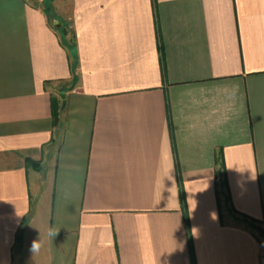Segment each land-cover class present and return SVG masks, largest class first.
I'll list each match as a JSON object with an SVG mask.
<instances>
[{
    "label": "crops",
    "instance_id": "0c3cea01",
    "mask_svg": "<svg viewBox=\"0 0 264 264\" xmlns=\"http://www.w3.org/2000/svg\"><path fill=\"white\" fill-rule=\"evenodd\" d=\"M250 223L264 0H0V264H262Z\"/></svg>",
    "mask_w": 264,
    "mask_h": 264
},
{
    "label": "clouds",
    "instance_id": "9594fccd",
    "mask_svg": "<svg viewBox=\"0 0 264 264\" xmlns=\"http://www.w3.org/2000/svg\"><path fill=\"white\" fill-rule=\"evenodd\" d=\"M238 88H239L238 85H234L233 86V95H235V92L238 91ZM57 233H58V231H56L54 229H50L48 235L53 238V237L56 236ZM40 246L41 245H40L39 241H34L33 242L32 248H31V251L33 252V254L37 253L40 250Z\"/></svg>",
    "mask_w": 264,
    "mask_h": 264
},
{
    "label": "trees",
    "instance_id": "16d2710c",
    "mask_svg": "<svg viewBox=\"0 0 264 264\" xmlns=\"http://www.w3.org/2000/svg\"><path fill=\"white\" fill-rule=\"evenodd\" d=\"M218 163H220L221 165V168H223V162L222 161H218ZM223 172V171H222ZM216 185L219 186V180H218V177H216ZM182 196V195H181ZM184 219L186 221V228H187V232H188V241H189V244H190V251H191V254H192V259H193V250H192V246H191V239H190V233H189V225H188V218H187V215L184 213ZM254 222V220H253Z\"/></svg>",
    "mask_w": 264,
    "mask_h": 264
},
{
    "label": "water",
    "instance_id": "95a60500",
    "mask_svg": "<svg viewBox=\"0 0 264 264\" xmlns=\"http://www.w3.org/2000/svg\"><path fill=\"white\" fill-rule=\"evenodd\" d=\"M59 25H62V24H59ZM249 226H250L252 229L256 230V231L259 233V235H260V236L263 238V240H264V227H263L262 225H260V224H256V223H250Z\"/></svg>",
    "mask_w": 264,
    "mask_h": 264
},
{
    "label": "rangeland",
    "instance_id": "374dc122",
    "mask_svg": "<svg viewBox=\"0 0 264 264\" xmlns=\"http://www.w3.org/2000/svg\"><path fill=\"white\" fill-rule=\"evenodd\" d=\"M66 32L68 33V36H70V39H71L72 29L70 27H66Z\"/></svg>",
    "mask_w": 264,
    "mask_h": 264
},
{
    "label": "built area",
    "instance_id": "2783aa9c",
    "mask_svg": "<svg viewBox=\"0 0 264 264\" xmlns=\"http://www.w3.org/2000/svg\"><path fill=\"white\" fill-rule=\"evenodd\" d=\"M262 264H264V255H262Z\"/></svg>",
    "mask_w": 264,
    "mask_h": 264
}]
</instances>
